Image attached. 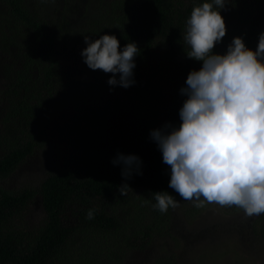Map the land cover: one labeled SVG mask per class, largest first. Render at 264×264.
I'll use <instances>...</instances> for the list:
<instances>
[{"label": "trees", "instance_id": "1", "mask_svg": "<svg viewBox=\"0 0 264 264\" xmlns=\"http://www.w3.org/2000/svg\"><path fill=\"white\" fill-rule=\"evenodd\" d=\"M204 2L0 0V180L50 155L35 187L0 186V264H121L172 237L173 209H154V194L182 199L150 133L182 123L181 89L202 67L186 54V21ZM220 14L226 34L213 54H226L235 37L255 51L264 0H226ZM102 35H114L120 51L137 45L132 86L109 85L111 73L84 62V37ZM118 154L138 156L139 174L122 176L123 165L112 163ZM36 197L43 215L29 230L22 216ZM197 211L182 204L187 221ZM160 252L150 264H181L178 253Z\"/></svg>", "mask_w": 264, "mask_h": 264}, {"label": "clouds", "instance_id": "2", "mask_svg": "<svg viewBox=\"0 0 264 264\" xmlns=\"http://www.w3.org/2000/svg\"><path fill=\"white\" fill-rule=\"evenodd\" d=\"M226 0L195 6L186 21L185 43L190 59L202 61L191 71L181 93L187 97L180 109L182 123L152 130L151 138L170 166L169 187L196 208L206 204L242 209L245 216L264 214V32L255 51L241 37L233 38L226 54H213L226 34L220 9ZM81 55L92 70L111 73L107 83L128 88L135 83V43L119 50L114 35H102ZM119 74V79H117ZM113 165H123L122 176L139 174L140 158L118 154ZM127 184L120 188L123 194ZM153 208L167 213L179 206L167 192L154 194ZM148 203V201H145ZM95 209L87 211L93 219Z\"/></svg>", "mask_w": 264, "mask_h": 264}, {"label": "rangeland", "instance_id": "3", "mask_svg": "<svg viewBox=\"0 0 264 264\" xmlns=\"http://www.w3.org/2000/svg\"><path fill=\"white\" fill-rule=\"evenodd\" d=\"M49 159V153L32 156L11 176L0 180V186L35 187L43 178ZM178 204L172 210V237L159 238L147 249L129 253L121 264H150V256L160 254V250L178 253L181 264H264V214L247 217L235 206L222 208L212 203L198 208L192 220L187 221L182 204L188 210L194 203L179 200ZM42 215L40 200L36 197L22 216L25 227L31 230ZM257 220L260 223L255 224Z\"/></svg>", "mask_w": 264, "mask_h": 264}]
</instances>
